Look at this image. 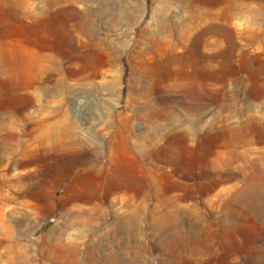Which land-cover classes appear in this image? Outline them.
<instances>
[{"label":"rangeland","instance_id":"1","mask_svg":"<svg viewBox=\"0 0 264 264\" xmlns=\"http://www.w3.org/2000/svg\"><path fill=\"white\" fill-rule=\"evenodd\" d=\"M0 264H264V0H0Z\"/></svg>","mask_w":264,"mask_h":264}]
</instances>
